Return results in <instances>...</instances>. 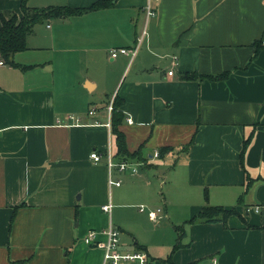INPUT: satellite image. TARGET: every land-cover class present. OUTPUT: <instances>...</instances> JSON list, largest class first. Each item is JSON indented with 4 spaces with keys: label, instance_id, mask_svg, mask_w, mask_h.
<instances>
[{
    "label": "crops",
    "instance_id": "1",
    "mask_svg": "<svg viewBox=\"0 0 264 264\" xmlns=\"http://www.w3.org/2000/svg\"><path fill=\"white\" fill-rule=\"evenodd\" d=\"M99 1L28 6L87 9ZM149 1L111 0L109 8L39 23L14 58L34 67L0 65V264H102L103 250L84 238L110 224L120 250L145 252L136 249L143 245L150 264H264V0H152L155 16ZM21 2L0 0V26L2 17L21 16ZM122 48L129 52L111 56ZM226 71V81L182 79ZM117 96L128 148H142L148 161L138 174L114 168L122 185L110 187L107 107ZM161 148L173 150L153 159ZM139 203L163 205L155 223L170 217L175 241L154 248L129 227L131 217L136 226L147 221ZM206 204L240 216L227 228L187 224L184 247L164 262L178 241L175 226Z\"/></svg>",
    "mask_w": 264,
    "mask_h": 264
},
{
    "label": "trees",
    "instance_id": "2",
    "mask_svg": "<svg viewBox=\"0 0 264 264\" xmlns=\"http://www.w3.org/2000/svg\"><path fill=\"white\" fill-rule=\"evenodd\" d=\"M113 4L111 0H102L94 3L90 8L79 9L70 7H48V8H32L28 6V0H22L21 2V16L18 14L12 15L10 18L2 17L0 26V62L7 64L14 68H19L22 71H27L34 66H22L18 64L14 58L15 55L28 50L27 39L34 32V28L39 23L53 18H72L83 15L88 12L98 11L101 9L109 8ZM247 68V67H246ZM232 72L226 71L218 75L201 74L198 72H185L182 74V79L186 81H197V82H219L226 81ZM125 101L116 97L114 99V110L111 118V132L114 136V156L121 162H136L146 163L148 160L143 155L142 148L136 151H131L128 148L127 138L125 133L121 130L126 117L122 111ZM251 141V137L244 141L243 149L241 152V163L244 167V157L247 147ZM194 140L190 143L192 145ZM173 150V148H161L159 150V157L164 156ZM205 199H209L207 190L205 191ZM243 204V199L240 200L239 205ZM239 215L236 208L227 209L223 206H213L206 204L202 210L190 220L186 221L183 225L175 226L178 233V241L174 245L172 255H170L166 261L170 262L174 253L184 247L180 240L182 239L185 226L187 224H215L221 223L226 228L228 221L232 216ZM240 216V215H239ZM245 221V220H244ZM136 249L139 251H147V248L143 245L136 243ZM147 253V252H146Z\"/></svg>",
    "mask_w": 264,
    "mask_h": 264
},
{
    "label": "built area",
    "instance_id": "3",
    "mask_svg": "<svg viewBox=\"0 0 264 264\" xmlns=\"http://www.w3.org/2000/svg\"><path fill=\"white\" fill-rule=\"evenodd\" d=\"M152 0L149 1V4L147 6L148 16H155V11L152 7ZM158 1V0H157ZM142 42V38H139L138 40V46L136 48L139 49ZM129 51L125 48L122 49H114L112 50V57L117 58L120 54H127ZM175 60L177 58L175 57ZM0 65H3L2 62H0ZM174 72L170 71L169 74L172 75ZM108 114H109V122L107 126L111 128V118H112V112L114 110V100L110 101L108 107ZM91 115L95 114V111L92 110L90 112ZM80 122L79 118H75L74 116H70V120ZM128 122L132 124V120L128 119ZM91 159L95 162H99L102 159V155L98 152H93L91 154ZM107 161H108V168L110 171V177H109V185L110 187L116 186L120 187L122 185L121 180H115L113 179L111 175V171H113L114 168L118 167L121 172L131 170L133 174H138V163L133 162H127L122 161L120 163H117L115 161L113 146L110 144L105 155ZM153 159H159V153L157 152ZM111 204H107L102 207V210L105 213H110L112 209ZM141 212H146L147 210L143 207L140 208ZM256 211H259V208H256ZM161 209L157 210H150L148 212V216L151 221L153 222H159L161 218ZM249 212V210H248ZM103 234L106 237V241H101L99 239V236ZM85 243L89 247L99 248L103 250V262L102 264H150V258L146 252H122L120 250V232L110 224L108 228H106L103 231L97 232V231H91L88 236L84 238ZM209 264H219L217 261L210 262Z\"/></svg>",
    "mask_w": 264,
    "mask_h": 264
},
{
    "label": "rangeland",
    "instance_id": "4",
    "mask_svg": "<svg viewBox=\"0 0 264 264\" xmlns=\"http://www.w3.org/2000/svg\"><path fill=\"white\" fill-rule=\"evenodd\" d=\"M113 151H114V146H113ZM141 165V164H140ZM165 168H161V171H164ZM153 172V171H151ZM135 181V180H134ZM127 183V182H126ZM163 183V182H162ZM164 184V183H163ZM163 191L159 190V193L161 194ZM165 193V192H163ZM158 194V196L160 197L161 195ZM160 202L162 199H159ZM143 207L147 210V212L144 213L145 217L147 218V221L145 223H143V226L141 225V223L139 225H134L135 219L133 217L130 218L129 222L131 224H129V227H131V229L135 230L141 237V239H144L146 241H148V243L151 244V246H153L154 248H161L163 246V244H165V242H173L175 241V233L174 230L172 229L170 222H169V218L168 216L163 217V221L160 223H155L153 221H150V223H148V212L150 210H157L158 208H162L163 209V205L162 204H157L155 205V207L149 208L148 205L144 204V203H139L138 204V208ZM174 219L178 220L177 216H174ZM123 243L126 242L128 244H132V240L128 239L126 237V235H123ZM132 246H128L126 247L127 252L132 253Z\"/></svg>",
    "mask_w": 264,
    "mask_h": 264
}]
</instances>
